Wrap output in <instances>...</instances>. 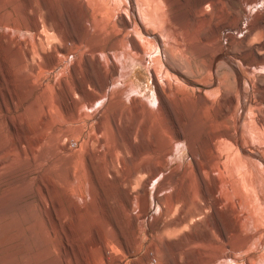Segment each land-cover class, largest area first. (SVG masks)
Here are the masks:
<instances>
[{"label":"bare ground","instance_id":"1","mask_svg":"<svg viewBox=\"0 0 264 264\" xmlns=\"http://www.w3.org/2000/svg\"><path fill=\"white\" fill-rule=\"evenodd\" d=\"M97 1L0 0V27L10 30L0 33V53L5 60V81L2 82L0 76V83L7 86L8 99L13 105L20 102L27 105L23 114L13 117L11 123L19 130L31 122L34 126L31 132L37 136V145L42 146L51 133L59 137L68 136L67 131L59 126L61 120L78 123L88 115L83 107L92 108L96 112L93 127L100 147L106 142H113L110 161L102 166L105 176L115 177L119 167L127 166L124 155L131 154L133 161L129 172L121 180L122 185L134 188L137 182L146 177L141 194H147L148 186L162 174L156 181L159 186L158 198L164 196L168 199V190L184 186L183 194L170 198L165 213L175 211L178 205L186 206L188 201L195 198L204 201L215 198L212 206L227 208L234 219L233 227L222 232H240L244 216L239 197L235 194L237 190L233 180L237 179L231 178L225 169L221 145H227L230 151L247 162L246 165L252 163L253 159H258L264 165V155L261 154L263 151L260 153L254 148L244 147L237 128L234 131L230 128L233 122L231 114L235 109L238 106L251 107L253 103L251 99H241L244 95V75L239 66L224 56L226 48L220 41V35L223 27L237 29L241 33L244 28L243 16H248L247 6L251 7L260 0H156L168 16L180 58L172 56L165 45V23L164 26L151 25L153 15L147 14L152 19L146 18L149 23L143 17H147L146 14L142 15L140 11L134 17L127 3L134 4L133 0H120L121 3L103 0L102 5H97ZM135 1L136 7L140 8L143 1ZM148 3L147 8L150 6ZM127 8V15L119 11V15L116 14V10ZM143 8V13H146ZM154 17L157 16L154 14ZM246 28L248 33L240 39L241 42L249 41L254 32L264 33V20L261 17L251 20ZM16 30L32 33V39H19L14 35ZM228 37L231 40L229 45L233 44L235 35L229 34ZM52 42L59 43L54 47L52 59L42 61L41 51ZM84 48H89L90 52L86 76L81 77V61L71 66L70 74L61 70L57 75V69L64 65L69 55ZM156 50L159 53L153 57V61L161 65L154 67V74L162 82H157L153 97L156 102L152 103V100L140 95L141 91L132 80L126 82L124 77L129 72L125 68L131 63L141 62ZM102 57H106L107 61L112 59L114 64L107 66ZM121 57L124 59L120 60ZM192 57L199 61V67L194 65L196 68H193ZM239 57L245 65L257 63L251 55ZM223 67L227 70H223ZM96 68L102 76L100 81ZM119 73L123 77V85L111 86ZM43 74L42 79L47 81L36 84L35 78ZM223 78L232 80L233 85L224 83ZM63 93L66 97H62ZM258 98L264 102V92L260 91ZM238 117L241 119L243 116ZM259 120L264 121L261 112ZM249 127L252 128L251 125ZM247 128L244 131L248 134L250 130ZM183 149L192 156V168L181 174L170 171L171 164L175 162L171 156H176ZM252 169L251 172L248 170L249 174L254 172ZM242 182L245 185V180ZM249 185L252 188L253 185ZM169 234V231L163 230L160 235L165 237Z\"/></svg>","mask_w":264,"mask_h":264},{"label":"rangeland","instance_id":"2","mask_svg":"<svg viewBox=\"0 0 264 264\" xmlns=\"http://www.w3.org/2000/svg\"><path fill=\"white\" fill-rule=\"evenodd\" d=\"M99 1L97 5L104 3L103 0ZM145 1L146 4L149 2ZM143 2H140L143 4H140V8L136 7L135 0L134 4L127 2L131 14L135 17L140 11L142 15L146 14L147 17L143 16L145 20L153 15V22L152 19L151 23L147 20L151 25L164 26L165 23V45L172 56L180 58L168 16L161 3L156 0L152 3L151 0L147 8ZM142 7H145L143 9L146 13H143ZM116 11L128 14V8ZM258 12H261L259 16ZM247 15L243 16L244 28L241 33L237 29L223 27L220 35V41L226 48L223 54L225 52L227 55L224 56L239 66L244 75V95L241 99H251L253 103L251 107L238 106L235 109L231 114L233 122L230 128L233 131L237 128L244 147L260 153L263 151L261 154L264 155V121L259 120L260 112L264 118V102L258 98L260 91L264 92V33L254 32L249 41H240L248 33L246 27L249 21L260 17L264 20V0L251 7L247 6ZM4 31L10 30L0 27V33ZM14 33L21 40L32 39L33 36L27 31L16 30ZM229 34L235 35L231 45ZM56 45L59 43L52 42L43 50L45 53L41 51L44 58L42 61L52 59ZM158 53L159 50H156L141 62L131 63L125 68L129 72L124 80H132L141 91L140 95L152 100V103L156 102L153 97L156 95L157 82H162L154 74V67L161 65L153 61ZM0 54V76L4 82L5 60ZM243 54L251 55L257 63L245 65L239 59ZM89 55V48L70 54L64 65L57 69V75H60L61 70L70 74L71 66L81 61L80 74L81 77L86 76ZM193 58V68L199 67V61ZM103 59L107 66L109 63L114 64L112 59H109L110 62L106 57ZM123 59L121 57L120 60ZM223 70H227L226 67ZM96 72L100 81L102 76L98 68ZM203 75L206 76L205 73ZM43 77L44 74L35 78V83L46 82ZM124 80L119 73L111 86H122ZM222 80L233 85L232 80ZM62 97H66L65 93ZM26 108L27 105L21 102L13 105L8 99L7 86L0 83V264H264V165L258 159L246 165L247 162L230 151L227 145H221L225 169L231 178L237 179L233 180L237 190L233 193L239 197L244 216L240 232L232 230L224 234L222 230L233 227L234 219L230 217L227 208L212 206L215 198L207 201L195 198L187 202L188 206L178 205L175 211L165 213L170 198L183 194L184 186L168 190L167 199L164 196L157 197L159 186L156 181L162 174L148 186L147 194H141L146 183L145 176L134 188L122 185L121 180L129 172L133 161L131 154L124 155L127 166L119 167L115 177L105 176L102 166L110 161L113 142H106L100 147L93 127L96 112L92 108L83 107L88 115L78 123H65L61 120L59 126L67 131L68 136L59 137L51 133L42 146L37 145V136L31 132L34 127L31 122L19 130L11 123L12 118L21 116ZM238 116L243 117L240 119ZM250 125L253 127L250 128ZM255 125L259 128H255ZM245 128L250 133L247 134ZM245 135L249 136L248 139ZM228 156L233 160H228ZM171 159H175V162L171 164L170 171L181 174L192 168V156L186 149L171 156ZM251 169L255 173L249 174L248 170L251 172ZM241 173L243 178H239ZM242 180H245V185L248 184L243 185ZM249 184L253 185V190ZM162 225L164 227L161 229ZM163 230L171 234L162 237L160 234ZM246 242L247 245H244Z\"/></svg>","mask_w":264,"mask_h":264}]
</instances>
